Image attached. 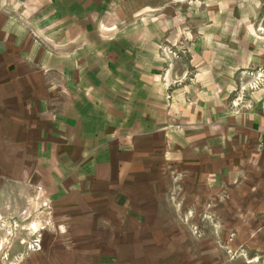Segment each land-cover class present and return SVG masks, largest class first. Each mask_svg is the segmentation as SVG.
Listing matches in <instances>:
<instances>
[{
    "label": "rangeland",
    "instance_id": "1",
    "mask_svg": "<svg viewBox=\"0 0 264 264\" xmlns=\"http://www.w3.org/2000/svg\"><path fill=\"white\" fill-rule=\"evenodd\" d=\"M0 14L31 76L54 95L78 80L114 95L141 145L136 176L82 199L71 167L22 164L1 139L0 264H264L249 199L185 182L156 143L174 91L208 77L236 80L239 108L264 106V0H0Z\"/></svg>",
    "mask_w": 264,
    "mask_h": 264
},
{
    "label": "crops",
    "instance_id": "2",
    "mask_svg": "<svg viewBox=\"0 0 264 264\" xmlns=\"http://www.w3.org/2000/svg\"><path fill=\"white\" fill-rule=\"evenodd\" d=\"M14 30L0 14V140L15 150L14 159L25 158L22 164L52 167L58 176L71 167L74 192L82 199H92V186L100 183L122 188L136 176L141 146L137 134L129 136L126 110L119 109L114 95H100L83 80L78 89L54 95L42 72L43 77L31 76L29 47H23L27 57L18 62L23 56L16 49L21 45L11 41ZM218 80L217 89L212 76L174 91L163 116L156 114V143L163 140L162 161L178 169L185 182L241 191L254 216L249 228L257 229V220L264 221V106L239 108L231 95L236 80ZM118 109L121 127L112 116ZM259 229L264 235V224Z\"/></svg>",
    "mask_w": 264,
    "mask_h": 264
}]
</instances>
